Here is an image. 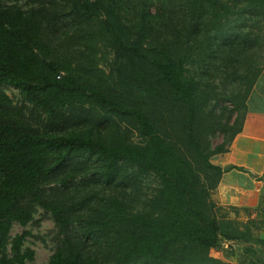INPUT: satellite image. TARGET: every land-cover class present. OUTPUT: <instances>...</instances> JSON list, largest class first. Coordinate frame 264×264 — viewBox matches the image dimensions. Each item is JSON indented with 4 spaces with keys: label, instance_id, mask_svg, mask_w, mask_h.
Wrapping results in <instances>:
<instances>
[{
    "label": "trees",
    "instance_id": "16d2710c",
    "mask_svg": "<svg viewBox=\"0 0 264 264\" xmlns=\"http://www.w3.org/2000/svg\"><path fill=\"white\" fill-rule=\"evenodd\" d=\"M6 1L0 0V86L18 90L23 100L40 110L49 124H57L64 109L85 104L128 116L144 142L140 146L119 142L103 144L81 135L40 133L23 121L17 110H10L8 98L0 91V264H24L31 259V252L20 250L21 236L13 238L9 253H6V240L11 224L25 226L31 220L34 207L48 214L59 232L67 228L75 205L49 199L42 186L59 170L66 155L81 153L94 154L103 161L102 168L94 175L105 181L113 175L119 162L131 164L142 173L153 174L159 182L154 209L130 213L122 201L111 197L103 199L97 222L110 245L105 259L96 262L66 245V250L59 248L53 253L50 264H185L180 253L182 249L217 248L220 230L211 214L214 204L209 199V190L216 182L204 185L138 105L122 104L107 97L96 82L80 73L79 67L70 69L69 64L46 60L44 57L50 46L45 28L51 17L43 9L23 11ZM130 1L70 0L67 15L70 19L98 20L102 35L108 39L114 71L121 83L127 82L131 89L150 99L184 108L183 139L204 169L217 175L231 169L222 171L209 163L193 137L197 84L188 75V58H177L169 39L163 38L165 42L152 49L148 38L158 15L141 3L137 6V14L126 19L124 12ZM227 3L241 4L251 12L264 15V0H207L205 6L210 22L235 14ZM232 40H223V45L213 54L215 58L208 52L207 60H216L220 50L226 51L225 66L235 72V63L245 51L233 47ZM92 77L99 81L96 74ZM229 102L239 112L242 106L235 98ZM240 118L242 120L241 112L236 122ZM241 124L232 137L239 132ZM70 177L72 174H68ZM60 184L65 186L67 181L62 179ZM263 218L260 213L255 215V219L261 220L260 227L264 226ZM257 227L253 221L248 222L243 233L225 235L224 240L257 244L249 232L250 228ZM260 250L264 255V247L260 246ZM244 251L255 254L250 244ZM207 264L221 263L207 259Z\"/></svg>",
    "mask_w": 264,
    "mask_h": 264
},
{
    "label": "rangeland",
    "instance_id": "374dc122",
    "mask_svg": "<svg viewBox=\"0 0 264 264\" xmlns=\"http://www.w3.org/2000/svg\"><path fill=\"white\" fill-rule=\"evenodd\" d=\"M69 1L7 0L6 3L23 11L43 9L51 17L45 28L50 51L44 58L61 65L69 64L70 69L79 67L82 69H79L80 73L96 82L107 97L122 104L138 105L153 119L159 133L190 164L200 181L211 186L219 175L204 169L185 144L182 129L184 108L150 99L131 89L127 82L121 83L114 71L115 62L108 39L102 35L98 20L70 19L67 15ZM141 3L158 15L148 38L152 49L169 39L176 57L188 58V75L197 84L193 137L208 162L215 165L218 157L227 150L233 131L242 123L246 109H264V15L251 12L241 4L227 3L235 14L213 23L207 16V0H131L124 17L132 19ZM229 38L233 39V47L245 51L235 63V72L225 66L226 51L220 50L216 60H207V53L212 52L215 58L216 48ZM246 60L250 62L246 63ZM93 74L99 81L92 77ZM0 91L8 98L10 110H17L22 120L40 133L81 135L103 144L119 142L140 146L144 142L128 116L85 104L64 109L59 122L49 124L40 110L23 100L18 90L2 85ZM232 98L244 109L239 107L237 112L229 102ZM240 112L242 120L240 118L237 123ZM102 162L94 154L66 155L59 170L42 186V191L49 199L75 205L67 228L59 232L49 215L34 207L31 220L25 226L11 224L7 232L6 253H9L13 238L21 236V252H31V259L25 260L24 264H50L53 253L59 248L66 250V245L96 262L105 259L110 245L97 222L103 199L111 197L122 201L130 213L151 211L159 182L153 174L142 173L126 162L117 163L115 172L105 181L94 175L102 168ZM68 174L73 177L68 178ZM62 179L67 181L65 186L60 184ZM211 214L218 223L221 240L225 235L241 234L247 227L241 220L229 218L221 209L214 208ZM248 245H238L230 251L219 245L212 251L184 248L180 253L185 264H207V259L221 264H264V255L257 247L251 246L255 254L244 251Z\"/></svg>",
    "mask_w": 264,
    "mask_h": 264
},
{
    "label": "crops",
    "instance_id": "0c3cea01",
    "mask_svg": "<svg viewBox=\"0 0 264 264\" xmlns=\"http://www.w3.org/2000/svg\"><path fill=\"white\" fill-rule=\"evenodd\" d=\"M215 166L222 171L232 168L219 175L209 190L210 201L229 218L256 223L258 227L250 228V236L258 243L248 244L260 250V246L264 247V226L260 227L261 220L255 219V215L260 213L264 217V109H246L239 132Z\"/></svg>",
    "mask_w": 264,
    "mask_h": 264
},
{
    "label": "built area",
    "instance_id": "2783aa9c",
    "mask_svg": "<svg viewBox=\"0 0 264 264\" xmlns=\"http://www.w3.org/2000/svg\"><path fill=\"white\" fill-rule=\"evenodd\" d=\"M217 245H219L220 248L226 249V250H229V251L232 250L233 248H235L234 242L227 241V240H224V239H222V240L219 239Z\"/></svg>",
    "mask_w": 264,
    "mask_h": 264
}]
</instances>
